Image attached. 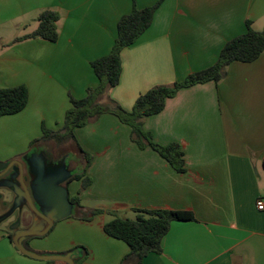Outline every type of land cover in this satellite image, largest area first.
<instances>
[{"label":"crops","instance_id":"obj_1","mask_svg":"<svg viewBox=\"0 0 264 264\" xmlns=\"http://www.w3.org/2000/svg\"><path fill=\"white\" fill-rule=\"evenodd\" d=\"M158 1L0 0V28L45 10L59 18L55 43L28 40L0 54V75L10 74L14 86L28 90L25 108L10 116L28 135L39 137L42 127L59 130L70 97L82 99L97 86L90 63L111 50L119 19L133 4L142 9ZM247 21L254 31L264 29V0H162L149 28L120 53V79L109 98L130 110L147 90L209 68L225 43L245 32ZM142 127L159 145L179 144L185 171L176 172L149 147L138 148L129 126L103 114L73 130L78 147L90 156L84 174L90 184L82 190L81 180L69 178L63 186L68 198L79 199L83 213H104L84 221L72 211L46 235L27 240L28 249L58 254L79 248L85 256L80 264H120L129 249L104 233L111 217L105 211L169 210L189 212L194 221L172 222L161 254H148L143 264H264V210L256 208L264 200V53L251 63H230L218 84L180 89ZM23 153L24 164L31 153ZM8 159L2 150L0 163ZM2 208L0 194V264H46L14 247L9 237L16 231L7 232Z\"/></svg>","mask_w":264,"mask_h":264},{"label":"trees","instance_id":"obj_2","mask_svg":"<svg viewBox=\"0 0 264 264\" xmlns=\"http://www.w3.org/2000/svg\"><path fill=\"white\" fill-rule=\"evenodd\" d=\"M161 2L162 0L142 9H138L133 4L131 12L119 19L116 38L111 50L107 55L90 63V67L98 81L97 86L87 88L82 99L70 97V106L64 115L62 127L57 131L42 127L40 138L29 144L28 153L46 145L55 149L70 143L74 144L81 153L83 166L82 172L72 175L70 179L81 180L82 190L90 184V179L84 178V174L91 160L90 156L78 147L73 135L75 128L84 127L103 114H112L122 124L130 127L131 140L138 148H151L166 160L176 172L183 173L185 171L183 152L179 144L170 143L162 146L155 143L151 135L143 130L142 122L144 118L160 113L164 108L166 99L174 97L180 89L210 81L218 84L225 77L226 68L230 63H251L264 53V29L254 31L251 28V23L247 21L245 32L225 43L212 66L192 73L184 80L174 82L170 86H155L147 90L136 98L130 110H125L108 96L110 90L119 83L121 74L120 53L125 48L134 45L149 28L153 15ZM58 20L56 12L45 10L38 15L37 26L31 33L16 38L12 42L16 44L28 40H42L55 43L58 39ZM27 100L28 90L24 85L0 89V118L21 112L25 108ZM16 159H20V157L18 156ZM68 202L72 206L73 216L84 221H90L95 215L104 213V211L97 209L83 213L77 197L68 198ZM105 213L111 216V219L104 224V233L111 238L124 242L129 249L120 264H130L131 261L135 264H143V258L148 254H161V241L169 231L170 224L175 221H194L191 213L183 211L135 210L136 217L134 220L119 218L109 211H105ZM30 238L32 237H28L23 241V247L32 252L26 244V241ZM9 239L12 242V237H9ZM79 250V248H74L58 254H36L61 256L70 254L73 257V263L80 264L85 256H81L78 253ZM46 264H52V262H46Z\"/></svg>","mask_w":264,"mask_h":264},{"label":"rangeland","instance_id":"obj_3","mask_svg":"<svg viewBox=\"0 0 264 264\" xmlns=\"http://www.w3.org/2000/svg\"><path fill=\"white\" fill-rule=\"evenodd\" d=\"M37 17V14L33 13L20 22H12L2 26L0 28V54H4L9 49L23 43L24 41L15 44L12 41L31 33L37 26ZM16 23H21V26ZM15 84V81L10 79V74L1 73L0 89L16 87ZM36 135V133L28 135L27 130L16 116L0 118V156L4 150L7 151V157L12 158L8 159L9 163L16 161L17 156H23L25 154L23 152H29L28 138L33 137L32 141H34L41 136L37 137ZM50 147L46 145L34 150L33 153L30 152L31 154L24 158L22 165L23 181L28 189L33 207L39 215L44 217L53 206V201L49 199L47 194L51 186L54 187L52 181H55V185L63 186L62 178L66 174L73 175L80 172L83 166L77 156V151L71 144L55 149ZM14 151L18 152L19 155H11ZM9 163L3 164L8 165ZM0 189H2L0 194L2 195V211H4L2 217L7 218L5 225L7 232L11 234L14 231L21 232L27 227L35 225L37 221H41V218L33 212L26 198L22 195L19 169L16 166H12L0 176ZM116 216L129 220H134L136 217L135 214ZM109 219L111 217H107V220ZM37 262L41 263V261Z\"/></svg>","mask_w":264,"mask_h":264},{"label":"water","instance_id":"obj_4","mask_svg":"<svg viewBox=\"0 0 264 264\" xmlns=\"http://www.w3.org/2000/svg\"><path fill=\"white\" fill-rule=\"evenodd\" d=\"M13 165H17L19 169V183L21 185L22 195L26 198L27 202L29 203L31 209L35 214H37L43 223L42 227L36 228L35 225L31 226L29 229H26L21 232H15L14 236L12 237V242L14 247L18 250L20 254L25 257L31 258L36 261L41 262H63L65 264H74L73 257L68 254L66 256L61 255H38L33 252L27 251L23 247V241H25L28 237H42L48 233L52 225L57 222L58 220L63 219L66 216L72 214V206L68 202V195L67 190L64 186H60L58 184L55 185V181H52L54 187L51 186L50 191H48V197L51 201H53V206L51 207V211L44 217L37 213L36 209L33 207L28 189L23 181V168L20 161L16 160L11 163L3 164L0 163V176L6 173ZM71 174H66L62 178V183L65 184L66 181L71 178ZM39 222V221H38Z\"/></svg>","mask_w":264,"mask_h":264},{"label":"built area","instance_id":"obj_5","mask_svg":"<svg viewBox=\"0 0 264 264\" xmlns=\"http://www.w3.org/2000/svg\"><path fill=\"white\" fill-rule=\"evenodd\" d=\"M256 208L259 211H263L264 210V200H258L256 203Z\"/></svg>","mask_w":264,"mask_h":264},{"label":"flooded vegetation","instance_id":"obj_6","mask_svg":"<svg viewBox=\"0 0 264 264\" xmlns=\"http://www.w3.org/2000/svg\"><path fill=\"white\" fill-rule=\"evenodd\" d=\"M18 161H20L19 159H17ZM21 162V161H20ZM21 164L23 165V163L21 162ZM13 166H16L17 167V165H13ZM17 169H18V167H17ZM1 170V169H0Z\"/></svg>","mask_w":264,"mask_h":264}]
</instances>
